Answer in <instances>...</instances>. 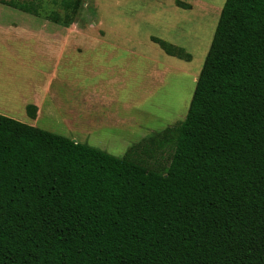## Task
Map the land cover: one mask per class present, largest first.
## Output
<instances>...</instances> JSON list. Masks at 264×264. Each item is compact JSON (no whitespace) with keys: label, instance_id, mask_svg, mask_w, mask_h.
Instances as JSON below:
<instances>
[{"label":"trees","instance_id":"trees-1","mask_svg":"<svg viewBox=\"0 0 264 264\" xmlns=\"http://www.w3.org/2000/svg\"><path fill=\"white\" fill-rule=\"evenodd\" d=\"M0 264H264V0L225 1L185 119L122 157L0 113Z\"/></svg>","mask_w":264,"mask_h":264},{"label":"rangeland","instance_id":"rangeland-1","mask_svg":"<svg viewBox=\"0 0 264 264\" xmlns=\"http://www.w3.org/2000/svg\"><path fill=\"white\" fill-rule=\"evenodd\" d=\"M176 1L80 0L74 11L61 0H0V113L31 123L27 105L39 95L56 107L53 129L118 157L178 124L226 0Z\"/></svg>","mask_w":264,"mask_h":264},{"label":"crops","instance_id":"crops-1","mask_svg":"<svg viewBox=\"0 0 264 264\" xmlns=\"http://www.w3.org/2000/svg\"><path fill=\"white\" fill-rule=\"evenodd\" d=\"M63 54L64 52H59V59H62V57L64 56ZM49 95H50V89H46L44 96H49ZM28 105L36 106L37 111L34 116L28 113L29 117L31 118V123H27V124L37 126V127L46 129L48 131L63 135L52 128L54 126V123H55L54 121L56 119V110H55L56 107L53 104L45 107V102L43 101L42 97H40L39 95H36L34 99L30 101V103H28ZM65 137L70 138L76 142H79L78 138H75V137L71 138L68 136H65Z\"/></svg>","mask_w":264,"mask_h":264}]
</instances>
